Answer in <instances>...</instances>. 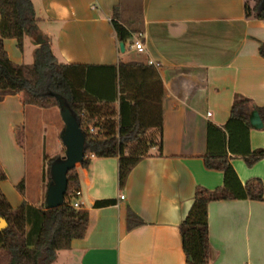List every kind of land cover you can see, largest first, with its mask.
Wrapping results in <instances>:
<instances>
[{
  "label": "crops",
  "instance_id": "0c3cea01",
  "mask_svg": "<svg viewBox=\"0 0 264 264\" xmlns=\"http://www.w3.org/2000/svg\"><path fill=\"white\" fill-rule=\"evenodd\" d=\"M32 3L39 35L51 44L59 61L153 64L163 84L161 133L149 130L155 142L151 155L131 169L123 187L118 184V157L90 155L87 167L75 166L79 200L89 222L85 236L58 250L52 264H186L179 225L192 206L195 189L223 185V172L204 163L208 125L223 131L237 99L246 97L255 106H264V58L259 53L264 22L246 16L245 0ZM114 11L131 34L124 51L111 24ZM36 37H25L21 50L15 38L4 39L10 59L28 63L24 47L31 46L33 55ZM135 40L142 42V52L132 47ZM52 108L44 109L56 116L58 111ZM45 112L23 105L19 94L0 100V170L5 175L0 190L13 208L23 200L45 206L44 157L58 156L57 148L40 141L28 158L19 133L23 130L30 143L28 131ZM213 134L211 144L220 146L221 134ZM248 141L251 150H264V127L250 124ZM228 158L243 184L250 178L262 181L263 200L208 203L209 264H264V156L252 166L241 155L229 153ZM21 181L23 193L16 187ZM105 198H115L116 203L93 206ZM127 208L144 223L128 229Z\"/></svg>",
  "mask_w": 264,
  "mask_h": 264
},
{
  "label": "trees",
  "instance_id": "16d2710c",
  "mask_svg": "<svg viewBox=\"0 0 264 264\" xmlns=\"http://www.w3.org/2000/svg\"><path fill=\"white\" fill-rule=\"evenodd\" d=\"M247 17L264 22V0H245ZM0 100L5 95L19 94L23 105L41 108L68 107L84 133V157L80 165L87 167L90 155L118 157V184L123 187L131 169L155 144L148 136L151 128L161 133V101L163 84L153 64L118 62L117 64L64 63L58 60L47 41L35 47L31 63L13 62L4 39L15 38L21 50L25 37L39 35L38 17L32 0H0ZM117 40L127 42L129 30L120 23L117 12L110 19ZM264 58V43L259 46ZM117 102V107L115 106ZM249 98L234 101L229 119L222 131L208 125V145L204 163L208 169L223 172V185L213 190L195 189L193 203L179 225L186 264H209L207 205L214 200H263V183L259 178L240 181L228 154L241 155L248 166L264 156L263 149L251 150L248 134ZM264 123V106H255ZM91 125L100 132H90ZM214 132L221 134L220 146L211 144ZM214 135V134H213ZM127 149V153L124 150ZM159 153L161 144L158 145ZM48 160L45 176L51 183V165L59 156ZM5 175L0 170V180ZM23 181L17 189L23 193ZM79 186L75 167L67 173L65 198ZM116 203L115 198L97 199L94 207ZM0 264H52L58 250L68 249L73 239L85 236L89 215L68 201L55 208L34 206L25 200L13 208L0 190ZM127 228L144 223L130 208L126 213Z\"/></svg>",
  "mask_w": 264,
  "mask_h": 264
},
{
  "label": "water",
  "instance_id": "95a60500",
  "mask_svg": "<svg viewBox=\"0 0 264 264\" xmlns=\"http://www.w3.org/2000/svg\"><path fill=\"white\" fill-rule=\"evenodd\" d=\"M44 39L39 35L35 39V44L44 43ZM121 51L125 50L124 42H119ZM248 119L250 124L256 129H262L264 123L259 116L258 110L254 104H250ZM61 118L64 122V129L61 134V140L65 146V155L56 160L51 165V183L48 185L45 194V207L55 208L64 202L67 190V173L74 168L84 157V133L71 110L63 107L60 111ZM6 226L4 219L0 220V229Z\"/></svg>",
  "mask_w": 264,
  "mask_h": 264
},
{
  "label": "rangeland",
  "instance_id": "374dc122",
  "mask_svg": "<svg viewBox=\"0 0 264 264\" xmlns=\"http://www.w3.org/2000/svg\"><path fill=\"white\" fill-rule=\"evenodd\" d=\"M31 46L25 45L24 47V54L26 57V62L31 63L33 61V55L31 53ZM35 109H37L38 111H46L44 115H40V117H38L37 119H35V125H34V129H32L30 132V143H28V141H26L24 134L25 132L23 130H20V134L23 135L21 136L22 138V143L27 147L28 150V158L30 157L31 151L30 149H34L35 147L38 146V143L45 141L46 143L52 144V146H55L57 155L62 158L65 155V146L57 140V138L61 139V134L63 132L64 129V122L61 118V114H60V109L58 107H53L52 109H56L58 112V114H56V116H53L51 114V112L47 109L44 108H40L35 106ZM62 121V122H61ZM60 123V124H58ZM55 134V135H54ZM46 168L48 166V160L46 159ZM47 171V170H46ZM44 173H47V172ZM46 179H45V192L47 190V181H48V176L46 174ZM46 194V193H45Z\"/></svg>",
  "mask_w": 264,
  "mask_h": 264
},
{
  "label": "built area",
  "instance_id": "2783aa9c",
  "mask_svg": "<svg viewBox=\"0 0 264 264\" xmlns=\"http://www.w3.org/2000/svg\"><path fill=\"white\" fill-rule=\"evenodd\" d=\"M132 47H134L138 52H142L144 50V46L140 40H135L132 44ZM208 115H210V112L208 113ZM89 130L94 134H98L100 132V127L91 125ZM80 194V189L77 188L72 191L67 198L64 197V200L68 201L74 208L80 209L83 205L82 202L79 200ZM120 197L123 198L124 196L121 195Z\"/></svg>",
  "mask_w": 264,
  "mask_h": 264
}]
</instances>
